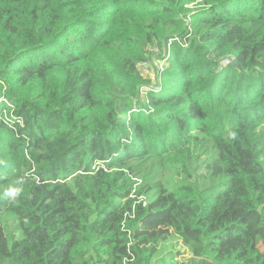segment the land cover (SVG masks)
Segmentation results:
<instances>
[{"label":"trees","instance_id":"16d2710c","mask_svg":"<svg viewBox=\"0 0 264 264\" xmlns=\"http://www.w3.org/2000/svg\"><path fill=\"white\" fill-rule=\"evenodd\" d=\"M0 83V264H264V0H0Z\"/></svg>","mask_w":264,"mask_h":264},{"label":"built area","instance_id":"2783aa9c","mask_svg":"<svg viewBox=\"0 0 264 264\" xmlns=\"http://www.w3.org/2000/svg\"><path fill=\"white\" fill-rule=\"evenodd\" d=\"M187 37L184 38L183 40H180L178 37H174L172 39H170L169 44L167 45V50L169 51L170 49V44L172 42L177 43L178 45H180L181 47H186L187 43H186ZM151 52L154 53L155 56H159L162 54H159V52L157 50H155V48L151 49ZM169 59V53H167L165 56H162L161 58L156 59L154 62H146L143 65V69L145 74H152L154 75L155 73V77H157V86L153 89V92L158 93L161 90L162 87V81L160 80V77L162 76V74L164 73V71L166 70L167 66H166V62ZM230 62V60L226 59L223 61L224 65H228ZM154 71V73H153ZM2 86L4 85L3 83H0ZM0 103H5L7 105V107L9 106V103L6 101V99L4 98V96L2 95V97L0 98ZM5 113V112H4ZM3 113V114H4ZM4 120H6L7 118L4 116L3 117ZM139 202L142 203L143 206H145V201L142 199Z\"/></svg>","mask_w":264,"mask_h":264},{"label":"rangeland","instance_id":"374dc122","mask_svg":"<svg viewBox=\"0 0 264 264\" xmlns=\"http://www.w3.org/2000/svg\"><path fill=\"white\" fill-rule=\"evenodd\" d=\"M169 85H170V82H169ZM161 247H165V250L161 254V256H166L168 252H173L174 254L179 253V256L177 257V261L179 262L186 261V258L189 257L188 252L181 245V242L177 239H173L170 241V243L162 245Z\"/></svg>","mask_w":264,"mask_h":264},{"label":"clouds","instance_id":"9594fccd","mask_svg":"<svg viewBox=\"0 0 264 264\" xmlns=\"http://www.w3.org/2000/svg\"><path fill=\"white\" fill-rule=\"evenodd\" d=\"M232 135L234 136V133ZM13 191H15V190H13Z\"/></svg>","mask_w":264,"mask_h":264}]
</instances>
